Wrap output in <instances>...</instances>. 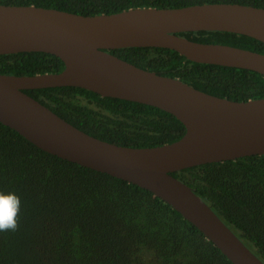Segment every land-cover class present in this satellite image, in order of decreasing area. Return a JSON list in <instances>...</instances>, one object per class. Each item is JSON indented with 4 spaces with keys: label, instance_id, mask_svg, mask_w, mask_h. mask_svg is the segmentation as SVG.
Returning <instances> with one entry per match:
<instances>
[{
    "label": "trees",
    "instance_id": "16d2710c",
    "mask_svg": "<svg viewBox=\"0 0 264 264\" xmlns=\"http://www.w3.org/2000/svg\"><path fill=\"white\" fill-rule=\"evenodd\" d=\"M264 8V0H0L83 15L136 7L202 3ZM264 54V43L226 31L177 33ZM111 54L195 89L236 101L264 97V76L244 68L193 62L162 47H126ZM45 52L0 54V73L34 75L63 69ZM57 116L103 141L150 147L179 139L185 128L157 107L100 96L75 86L24 90ZM264 263V154L171 172ZM0 191L21 198L16 231L0 232V264H233L202 232L149 190L52 155L0 123Z\"/></svg>",
    "mask_w": 264,
    "mask_h": 264
},
{
    "label": "water",
    "instance_id": "95a60500",
    "mask_svg": "<svg viewBox=\"0 0 264 264\" xmlns=\"http://www.w3.org/2000/svg\"><path fill=\"white\" fill-rule=\"evenodd\" d=\"M200 30L233 32L264 43V8L215 2L83 15L0 4V54L45 52L64 64L56 73H0V123L52 155L149 190L202 232L233 264H264L207 203L171 175L195 165L264 154V97L236 101L211 95L108 51L162 47L193 62L244 68L264 76L263 53L177 35ZM59 86L157 107L180 120L185 131L173 142L150 147L103 141L24 92Z\"/></svg>",
    "mask_w": 264,
    "mask_h": 264
},
{
    "label": "clouds",
    "instance_id": "9594fccd",
    "mask_svg": "<svg viewBox=\"0 0 264 264\" xmlns=\"http://www.w3.org/2000/svg\"><path fill=\"white\" fill-rule=\"evenodd\" d=\"M20 212V196L14 191H0V232L16 231Z\"/></svg>",
    "mask_w": 264,
    "mask_h": 264
}]
</instances>
